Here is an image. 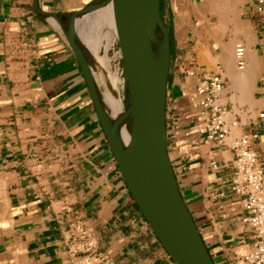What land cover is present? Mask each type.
Returning a JSON list of instances; mask_svg holds the SVG:
<instances>
[{"label": "crops", "instance_id": "0c3cea01", "mask_svg": "<svg viewBox=\"0 0 264 264\" xmlns=\"http://www.w3.org/2000/svg\"><path fill=\"white\" fill-rule=\"evenodd\" d=\"M88 1L0 0V264H82L85 256L69 251L74 221L117 264H175L131 197L59 24L36 12L71 11ZM259 6L264 0H160L170 41L167 152L214 264H249L252 236L241 225L231 181L233 142L242 134L264 166ZM187 69L223 77L219 103L239 126L221 141L206 138Z\"/></svg>", "mask_w": 264, "mask_h": 264}, {"label": "water", "instance_id": "95a60500", "mask_svg": "<svg viewBox=\"0 0 264 264\" xmlns=\"http://www.w3.org/2000/svg\"><path fill=\"white\" fill-rule=\"evenodd\" d=\"M37 1V0H36ZM111 0H89L78 9L46 12L59 24L87 83L107 143L132 199L175 264H214L180 194L167 152L165 98L170 64L169 28L160 0H112L115 37L122 60L123 115L106 112L79 36L83 14ZM126 123L129 141L119 128Z\"/></svg>", "mask_w": 264, "mask_h": 264}, {"label": "built area", "instance_id": "2783aa9c", "mask_svg": "<svg viewBox=\"0 0 264 264\" xmlns=\"http://www.w3.org/2000/svg\"><path fill=\"white\" fill-rule=\"evenodd\" d=\"M257 11L263 14L264 8L259 6ZM244 52L243 44L237 42L234 54L239 68L245 65ZM184 73L196 80L195 93L205 121L206 138L223 140L232 129L239 126V120L231 117L229 110L219 103L224 86L222 75L198 74L193 69L184 70ZM260 116L264 118V112H261ZM233 149L235 158L231 187L240 197L243 210L240 216L241 225L252 236L245 261L249 264H264V166L258 154L251 148L247 134H242L234 140ZM68 243L72 254L85 256L82 264H117L112 256L98 250L96 235L80 221L70 224Z\"/></svg>", "mask_w": 264, "mask_h": 264}, {"label": "bare ground", "instance_id": "6f19581e", "mask_svg": "<svg viewBox=\"0 0 264 264\" xmlns=\"http://www.w3.org/2000/svg\"><path fill=\"white\" fill-rule=\"evenodd\" d=\"M81 20L79 36L85 47L101 101L111 118H120L124 110V103L119 89L120 86H123V78L120 77V73L116 75L110 72L106 55L99 53L101 41L103 38H107L108 35L105 32L102 33V25H110L115 34V5L113 1L111 0L108 5L97 11L83 14ZM119 134L122 142L126 144L130 138L126 123H123L119 128Z\"/></svg>", "mask_w": 264, "mask_h": 264}, {"label": "rangeland", "instance_id": "374dc122", "mask_svg": "<svg viewBox=\"0 0 264 264\" xmlns=\"http://www.w3.org/2000/svg\"><path fill=\"white\" fill-rule=\"evenodd\" d=\"M111 31V32H110ZM107 35V38H103L99 47V53L106 55L109 70L111 73L118 75L120 73V67L122 60L118 51V44L112 27L108 24L102 25V33ZM112 34V35H111ZM109 36V37H108ZM120 95L122 96V86H120Z\"/></svg>", "mask_w": 264, "mask_h": 264}]
</instances>
